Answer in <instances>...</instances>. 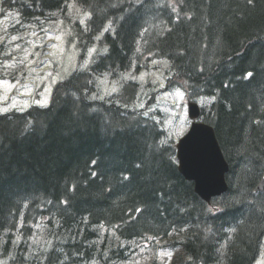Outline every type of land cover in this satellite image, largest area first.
<instances>
[{"label": "trees", "instance_id": "trees-1", "mask_svg": "<svg viewBox=\"0 0 264 264\" xmlns=\"http://www.w3.org/2000/svg\"><path fill=\"white\" fill-rule=\"evenodd\" d=\"M69 1L1 7L31 24L65 19ZM73 1L88 14L70 25L76 67L46 107L0 114V264H253L264 251V0ZM154 60L162 90L138 78ZM178 89L229 167L210 205L179 174L152 108Z\"/></svg>", "mask_w": 264, "mask_h": 264}, {"label": "rangeland", "instance_id": "rangeland-1", "mask_svg": "<svg viewBox=\"0 0 264 264\" xmlns=\"http://www.w3.org/2000/svg\"><path fill=\"white\" fill-rule=\"evenodd\" d=\"M1 1L0 109L7 108V112L24 110L31 105H43L38 102L45 99L48 104L54 85L66 78L77 64L78 50L75 43L69 40L70 19L85 21L86 15L79 9L73 8L74 2L71 0L69 14L66 13L65 19L24 24L17 14L3 10ZM8 13L13 15L10 16ZM12 36H16L17 40L13 41ZM56 37L60 39L57 40ZM26 55L27 59H25ZM91 56L88 51L84 65ZM154 61L149 62V71L141 72L138 78L141 80L140 77L143 76L142 82L153 81L156 83V88L162 90L164 79L160 68H157L158 63ZM101 88L105 95L113 90V86L106 79L101 81ZM177 91L179 90H163L157 94L152 106L156 111L159 108L163 112L165 116L163 125L175 140L189 126L185 107L187 99L184 95L183 99L177 96ZM14 102L15 107L12 106ZM158 256L165 258L168 255L162 253ZM164 262L166 263V260ZM254 264H264V253L259 255Z\"/></svg>", "mask_w": 264, "mask_h": 264}, {"label": "water", "instance_id": "water-1", "mask_svg": "<svg viewBox=\"0 0 264 264\" xmlns=\"http://www.w3.org/2000/svg\"><path fill=\"white\" fill-rule=\"evenodd\" d=\"M187 116L191 124L187 132L175 145L178 171L187 181L193 183L194 192L206 203L226 192L225 162L213 128L196 120L200 108L188 102ZM255 192L264 193V178L258 183Z\"/></svg>", "mask_w": 264, "mask_h": 264}, {"label": "snow or ice", "instance_id": "snow-or-ice-1", "mask_svg": "<svg viewBox=\"0 0 264 264\" xmlns=\"http://www.w3.org/2000/svg\"><path fill=\"white\" fill-rule=\"evenodd\" d=\"M249 3H252V0H249ZM173 10H175V9H173ZM8 15L11 16V15H13V14H12V13H8ZM85 15L87 16L88 14H85ZM80 23H81V24H84V20H81ZM105 31H107V29H105ZM49 38L51 39V37H49ZM11 39H12L13 41H15V40H17V37H16V36H12ZM56 39L59 40L60 37H56ZM105 51H107V49H105ZM137 51H139V49H137ZM93 52H95V48L89 49V56H91V54H92ZM25 59H27V55L25 56ZM154 63H158V61H154ZM164 63H167V61H164ZM85 66H87V65L85 64ZM251 75H252V73L249 72V73H247V76H246L245 78H247V77H251ZM140 79L142 80V79H143V76H141ZM0 83H2V82H0ZM113 91H115V88H113ZM176 94H177V96H179L181 99H183V94H182V93H180L179 91H177ZM93 98L95 99V97H93ZM101 99H102V97H101ZM38 103H42L44 106H46V104H47V100L45 99L44 101H42V102H38ZM12 106H13V107L16 106V105H15V102L13 103ZM7 111H8L7 108L0 109V114L6 113ZM145 115H147V113H145ZM125 179H127V177H125ZM136 211H137V212H140L141 209H137Z\"/></svg>", "mask_w": 264, "mask_h": 264}]
</instances>
